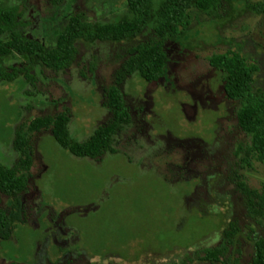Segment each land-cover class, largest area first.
<instances>
[{
	"label": "rangeland",
	"instance_id": "374dc122",
	"mask_svg": "<svg viewBox=\"0 0 264 264\" xmlns=\"http://www.w3.org/2000/svg\"><path fill=\"white\" fill-rule=\"evenodd\" d=\"M22 30L47 46L70 16L116 21L124 0H12ZM264 0H219L213 15L191 10L183 34L166 43L165 75L147 82L137 73L120 88L131 119L115 137V153L101 160L62 148L49 130L30 140L31 177L19 197L26 221L0 240V264H248L254 240L264 238V217L251 215L237 188L264 181V163L240 166L235 151L249 142L239 129L237 103L226 98L221 73L206 58L236 50L256 66L253 91L264 89ZM144 33L139 40H143ZM133 42L78 43L68 70H36L33 84L0 82V161L12 167L20 154L17 129L32 119L70 114L74 140L86 139L111 118L103 104ZM5 207L11 199L3 200ZM236 223L229 242L223 231ZM219 251L218 262L201 259Z\"/></svg>",
	"mask_w": 264,
	"mask_h": 264
},
{
	"label": "trees",
	"instance_id": "16d2710c",
	"mask_svg": "<svg viewBox=\"0 0 264 264\" xmlns=\"http://www.w3.org/2000/svg\"><path fill=\"white\" fill-rule=\"evenodd\" d=\"M59 4L62 0H50ZM128 13L116 21H89L82 14L69 17L53 46L27 37L22 27L21 9L12 0H0V82L23 80L33 84L36 70L45 67L53 72H64L73 66L78 56V43L109 41L133 42L127 51L122 68L117 72L115 84L105 91L103 104L111 118L95 128L82 141L70 135V114L62 111L45 115L22 124L16 131L15 147L20 154L12 167L0 161V240L12 235L17 223L26 221L20 195L31 177L32 155L30 140L34 133L49 130L55 141L69 153L80 158L99 161L106 153H115V137L129 124L131 115L120 85L124 79L137 73L147 82L160 80L166 72L170 37L183 34L191 21V10L197 9L213 15L219 0H124ZM250 8L264 14V4ZM146 34L143 40H139ZM207 64L221 73L227 99L237 103L236 119L239 129L249 138L235 153L243 154L240 166L251 161L264 163V89L253 91L256 66L236 50L216 53L206 58ZM235 183L245 196L251 215L264 217V181L252 187L243 174H237ZM11 199L5 207L3 200ZM232 222L223 231L224 240L231 242L238 232ZM255 254L248 264H264V238L254 240ZM219 251L204 250L202 260L218 262ZM4 264H25L11 261Z\"/></svg>",
	"mask_w": 264,
	"mask_h": 264
}]
</instances>
